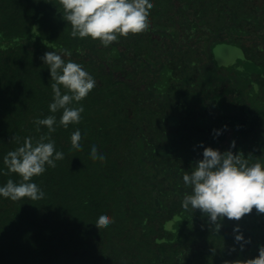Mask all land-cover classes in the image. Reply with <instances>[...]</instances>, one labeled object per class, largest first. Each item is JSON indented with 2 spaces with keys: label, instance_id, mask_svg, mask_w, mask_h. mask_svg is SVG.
Masks as SVG:
<instances>
[{
  "label": "trees",
  "instance_id": "trees-1",
  "mask_svg": "<svg viewBox=\"0 0 264 264\" xmlns=\"http://www.w3.org/2000/svg\"><path fill=\"white\" fill-rule=\"evenodd\" d=\"M150 2L146 31L117 34L104 47L70 36L59 0H0V186L20 180L5 174L7 152L47 133L35 119L57 117L51 138L64 153L32 178L43 199L0 196V264H243L258 256L264 213L224 218L217 230L181 201L190 192L182 177L204 147L264 166V0ZM223 42L239 46L237 62L214 59ZM46 51L96 81L72 105L84 107L80 123L67 128L59 125L62 110H49ZM76 129L79 151L70 141ZM92 145L105 161L91 159ZM102 214L114 222L99 230ZM237 226L250 242L235 241Z\"/></svg>",
  "mask_w": 264,
  "mask_h": 264
},
{
  "label": "clouds",
  "instance_id": "clouds-1",
  "mask_svg": "<svg viewBox=\"0 0 264 264\" xmlns=\"http://www.w3.org/2000/svg\"><path fill=\"white\" fill-rule=\"evenodd\" d=\"M59 5L63 19L71 25L72 38L98 39L104 47L118 42L117 34L127 37L129 33L146 31L150 27V10L154 7L150 0H59ZM77 51L83 54L81 49ZM60 52L68 57L72 55L68 49H61ZM40 59L50 69L53 93L50 112L62 110L59 125L64 128L70 123H80L84 107L82 104L79 107L72 105L81 102L94 89V77L82 65L72 60L65 62L56 51H46ZM253 88L259 91V85L253 84ZM33 123L38 132L44 126L47 133L40 135L35 143L32 137H25L21 146L8 151L3 157L7 169L5 174H18L20 177L19 182L9 179L0 186V196L12 201L25 197L33 201L43 199V189L32 182V178L42 175L46 166L55 168L56 161L64 159V153L55 150V141L51 138V133L56 131L57 117L49 115L35 119ZM13 140L19 143L18 137L14 136ZM81 140V131L76 129L70 137L71 148L82 150ZM232 146H235L234 142ZM90 157L93 161L99 159L103 162L106 159L98 153L95 145L91 147ZM182 179L184 185L190 188V192H186L182 198V208L200 210L217 230L224 218L239 221L253 208L264 213V166L259 161L250 164L241 153L234 154L231 150L221 153L217 149L204 147L203 158L196 162L190 172H185ZM113 222L109 215L102 214L95 225L100 230ZM233 231L237 243L250 242L245 241L238 226ZM258 252V256L243 264H264V245L259 247Z\"/></svg>",
  "mask_w": 264,
  "mask_h": 264
},
{
  "label": "rangeland",
  "instance_id": "rangeland-1",
  "mask_svg": "<svg viewBox=\"0 0 264 264\" xmlns=\"http://www.w3.org/2000/svg\"><path fill=\"white\" fill-rule=\"evenodd\" d=\"M234 45L233 43L223 42L222 46L216 49L215 57L213 55L214 59L217 60L220 65L224 66L237 62L240 58V50L239 46L236 45V47H234Z\"/></svg>",
  "mask_w": 264,
  "mask_h": 264
}]
</instances>
